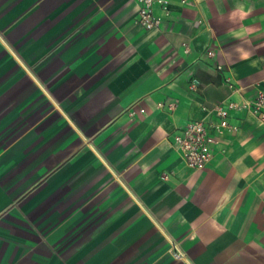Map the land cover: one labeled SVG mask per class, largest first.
Segmentation results:
<instances>
[{
	"label": "crops",
	"instance_id": "crops-1",
	"mask_svg": "<svg viewBox=\"0 0 264 264\" xmlns=\"http://www.w3.org/2000/svg\"><path fill=\"white\" fill-rule=\"evenodd\" d=\"M167 1L0 0V264H264V0Z\"/></svg>",
	"mask_w": 264,
	"mask_h": 264
},
{
	"label": "built area",
	"instance_id": "built-area-1",
	"mask_svg": "<svg viewBox=\"0 0 264 264\" xmlns=\"http://www.w3.org/2000/svg\"><path fill=\"white\" fill-rule=\"evenodd\" d=\"M187 0H181L185 4ZM142 5L138 11L136 22L145 30L158 28L161 24V17L154 13V4H158L164 11L165 15L169 13V3L167 0H138ZM219 121L212 125L216 131L230 128L228 123L229 111L244 110L254 115H258L259 119L264 122V95L257 96L254 100L244 102L237 105L233 102L227 104V109L221 106L215 107ZM235 129V128H234ZM173 142L178 149L186 167L199 171L205 168L211 157V145L214 139L209 134L206 125L201 121L190 122L181 127L173 136ZM174 258L180 259L181 254L178 250H174Z\"/></svg>",
	"mask_w": 264,
	"mask_h": 264
}]
</instances>
